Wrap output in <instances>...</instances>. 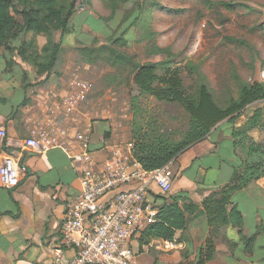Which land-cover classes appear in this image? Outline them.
<instances>
[{
	"label": "rangeland",
	"instance_id": "374dc122",
	"mask_svg": "<svg viewBox=\"0 0 264 264\" xmlns=\"http://www.w3.org/2000/svg\"><path fill=\"white\" fill-rule=\"evenodd\" d=\"M112 7L118 10L107 21ZM71 23L74 31L65 36L60 63L50 76H39L35 68L24 66L27 72L23 84L29 87L22 103L31 105L32 99L37 100L33 108H28L30 111L26 109V113H21L17 110L12 114L30 120L32 129L28 130L24 141L33 131L46 129L51 132L66 128L69 130L67 138L71 137L70 134L74 136L70 129H75L91 132L94 142L100 137V140L112 145H125L135 143L134 127L146 121L157 120L171 134L186 129L188 116L177 104L161 103L152 97L140 96L128 80V71L116 70L101 60L89 64L88 57L81 53L82 49L88 47L113 46L119 39V42H123L114 48L140 64L179 69L188 87L196 82L195 74L191 73L189 67L192 63L206 77L220 105H224L230 96L237 95L234 71L245 82L264 83V0H91L89 4H79ZM38 40L42 48L46 40L43 37ZM56 41H60V34ZM152 44L168 49L170 55H152L149 51ZM1 57L0 101L3 102L21 87L13 79L10 83L2 79L3 71L8 72L9 69L6 60ZM72 83L76 86L87 83L91 90L85 101L67 113L64 98L72 92ZM257 106L247 110L238 124H243L246 116ZM89 124H95V127L90 129ZM105 134L109 136L105 137ZM253 136L258 141L264 139L259 132ZM177 166L174 162L170 171L178 189L181 186H195L196 165L192 163L189 171L184 172ZM228 171V168L222 171L221 180ZM197 186L201 193L206 189L199 183ZM171 192L163 201H173ZM179 192L184 194L179 190L174 194L179 195ZM189 198V195L180 197L178 201H188ZM155 199L154 195L150 197L152 201ZM263 220L264 209L260 215L253 212L247 214L242 233L229 227L231 242L226 244L223 239L220 240L223 244L221 252H218L220 257L211 264H264V235L257 236L252 246H246L247 241L255 237L256 228ZM198 236L205 237V234L199 233ZM210 239L214 238L205 237L200 241L201 246L202 243L203 246L209 244ZM133 241V249L141 264H162L160 260L170 254L158 251L154 246L149 250V256L143 259L138 239ZM224 253L234 256L229 258ZM180 254L182 261L178 264H195L196 261H191L185 251Z\"/></svg>",
	"mask_w": 264,
	"mask_h": 264
},
{
	"label": "trees",
	"instance_id": "16d2710c",
	"mask_svg": "<svg viewBox=\"0 0 264 264\" xmlns=\"http://www.w3.org/2000/svg\"><path fill=\"white\" fill-rule=\"evenodd\" d=\"M90 2L91 0H0V56L7 62L8 73L17 75L25 95L29 85L23 84L27 72L24 66L35 68L39 76H50L60 63L65 36L74 31L71 22L79 4ZM117 10V7H112L107 21L114 17ZM58 34L59 42L56 41ZM25 36L30 38L25 40ZM41 37L46 40L42 48L39 47L38 40ZM119 41L120 39L116 40L113 46L123 42ZM113 46L106 44L88 47L82 49L81 53L88 57L89 64L101 60L116 70L128 71V80L136 87L140 96H149L161 103L177 104L188 116L186 129L172 134L164 130L157 120L135 125L134 154L145 170L154 171L175 162L182 154L208 139L223 126L229 127L239 158V162L233 164L234 170L229 182L206 198L201 206L178 201V198L186 197L185 194L173 196L171 203L163 201L167 196L157 195L158 216L151 226L141 232L138 238L140 249L150 246L153 240L188 241L186 234L190 226L203 216L208 221L209 236L218 239L223 235V241L229 244L231 239L226 235L229 227L239 233L245 229V218L233 204L232 197L264 178V139L258 141L253 136L255 132L264 135V83L245 82L234 71L237 95L230 96L224 105H220L206 77L192 63L189 67L191 73L195 74L196 82L194 86L188 87L179 69L140 64ZM149 51L152 55H170L168 49L157 44H152ZM26 105L27 102L21 106ZM256 105L258 106L246 116L245 122L238 124L245 112ZM108 136L109 134H105V137ZM256 229L255 237L249 239L246 246H252L257 236L264 235V220ZM180 232L181 238L177 239ZM214 239L198 249L195 264L213 261L217 254Z\"/></svg>",
	"mask_w": 264,
	"mask_h": 264
},
{
	"label": "crops",
	"instance_id": "0c3cea01",
	"mask_svg": "<svg viewBox=\"0 0 264 264\" xmlns=\"http://www.w3.org/2000/svg\"><path fill=\"white\" fill-rule=\"evenodd\" d=\"M1 58L4 60L3 57ZM3 72L2 79L6 83H10L12 79L19 82L17 75H12L5 70ZM19 87L21 89L12 92L5 101H0V126L5 127L8 133L3 150L20 159L27 168V173L22 174V181L17 189H7L0 182V264H52L53 252L57 247L63 249L64 261H70L76 255V251L73 247L63 244L60 230L68 216V204L77 199L82 190L81 165L73 163L61 149H55L45 155H36L23 150L24 139L28 136V130L32 129L30 120H26L25 117L20 119L19 116L12 114L17 110L26 113V109L33 108L37 100L32 99L31 105L20 108L23 100L25 101V92L21 84ZM94 125L89 124V128L95 127ZM70 130L73 134L75 133V129ZM70 136L65 139V142L69 145L68 147L76 149L72 134ZM93 138L92 136L93 158L96 162L102 163L108 157L107 147L105 148L104 144H110L107 141L103 144L100 137L94 142ZM238 162V154L233 146L229 127L218 128L208 139L193 146L175 161L182 172L189 171L192 163L195 164L196 179H194L195 186L191 188L181 186L180 189L176 186L175 180L172 181L173 196L178 195L174 194L178 190L185 195L188 193L189 200L181 199V202L201 206L206 198L229 182L234 170L233 164ZM226 168L229 169L228 174L221 180L222 171ZM198 183L206 187L204 192H200ZM248 188L250 189L247 190ZM248 188L237 192L232 197L233 204L245 219L249 212L260 215V211L264 209V178ZM228 229L226 235L229 237ZM199 233H204L205 237L209 236V225L204 216L190 226L186 234L188 241H174L179 244L178 248L169 252L164 250V240H153L150 246L140 249L141 256L143 259L149 256V250L155 246L158 251L170 253L160 260L162 264H178L182 261L180 252L183 251L191 261H197L196 250L199 245L201 246L200 241L205 238H199ZM181 235V232L178 233L177 239L181 238ZM221 239H224L223 235L214 239L217 254L208 264L214 263L220 257L218 252H221L223 247L220 243ZM224 255L229 258L234 256L229 253ZM167 258L170 260H166Z\"/></svg>",
	"mask_w": 264,
	"mask_h": 264
},
{
	"label": "built area",
	"instance_id": "2783aa9c",
	"mask_svg": "<svg viewBox=\"0 0 264 264\" xmlns=\"http://www.w3.org/2000/svg\"><path fill=\"white\" fill-rule=\"evenodd\" d=\"M72 92L64 98L67 113L85 101L91 90L87 83L71 85ZM66 128L33 131L23 142V150L45 155L55 149L64 150L68 158L81 165V193L68 204V216L60 233L63 244L73 247L76 255L64 261L63 249L55 248L52 264H141L133 249V240L151 226L158 216L153 195H167L172 190L171 166L145 170L134 154V143L106 145L108 157L98 163L91 151V132L76 131V149L65 142ZM8 136L0 126V182L10 190L17 189L27 168L14 155L4 152ZM157 190V193H156ZM157 194V195H156ZM179 244L164 242L165 249Z\"/></svg>",
	"mask_w": 264,
	"mask_h": 264
}]
</instances>
